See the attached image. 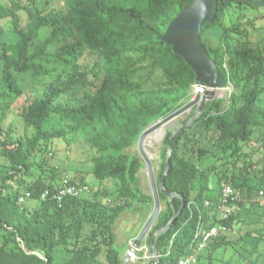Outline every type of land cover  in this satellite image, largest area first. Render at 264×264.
<instances>
[{"label": "trees", "instance_id": "1", "mask_svg": "<svg viewBox=\"0 0 264 264\" xmlns=\"http://www.w3.org/2000/svg\"><path fill=\"white\" fill-rule=\"evenodd\" d=\"M63 1L65 9L59 10L51 7V0L43 9L37 7V0H11L10 6L0 0V17L11 19L16 38L14 43L6 42L0 32V264H58L61 248L69 254L62 264H122L112 224L133 209L134 203L147 205L153 201L152 195L142 193L138 186V173L144 167L141 158L126 150L137 144L145 129L192 99L189 91L196 74L162 37L193 0ZM232 9L259 11L264 9V0H218L215 22L202 27L203 45L222 71L226 87L231 84L233 91L224 108L222 100L207 102L195 121L174 137L164 188L175 196L160 192L165 208L146 240L151 252L154 244L158 264H178L193 254L200 226L208 230L223 224L229 229L205 250L232 248L251 264L256 262L246 254L252 256L254 250L248 248L264 240V206L260 213L259 204L253 201L258 190L264 188V169L258 181L251 179L256 176L253 172L235 173L240 163L243 170L252 168L243 161L248 157L244 146L255 131L264 129V53H256L248 43L242 18L224 28L216 48L205 41V34L223 26L226 13ZM46 29L49 33L44 34ZM237 36L246 39L240 41ZM88 53L96 57L91 67L83 64ZM14 73L31 74L35 86L43 89L40 99L30 100L21 109L25 130H33L26 141L14 137L11 125L5 128L11 103L23 93ZM76 87L89 92L80 105L70 107L63 103L64 98ZM54 117H62L67 126L46 131V122ZM188 130L198 135L193 143L197 161L180 153ZM171 135L168 133L163 141L158 184L166 169ZM56 139L65 141L69 148L84 139L96 151L91 165L93 176L102 184L112 180L120 183L124 198L112 208L111 215L100 206L101 198L108 197L106 189L91 197V193L68 197L61 207L50 197L41 200L43 193L55 192L60 183L52 182L46 159L36 164L32 157ZM109 151L118 154L105 155ZM218 151L223 153L217 155ZM206 161V167H202L200 163ZM35 168L38 174H33ZM209 177L215 180V186L208 185ZM64 178L73 185L88 186L84 181ZM224 182L240 191L245 201L222 222L218 208ZM25 193L31 195L26 201L39 202L37 208L29 210L26 201L18 204ZM182 200L185 208L176 223L159 232L179 212ZM239 225L242 228L236 237L232 232ZM103 247L107 249L105 263L100 262ZM209 258V264H213L212 253ZM155 263L152 258L151 264Z\"/></svg>", "mask_w": 264, "mask_h": 264}, {"label": "rangeland", "instance_id": "2", "mask_svg": "<svg viewBox=\"0 0 264 264\" xmlns=\"http://www.w3.org/2000/svg\"><path fill=\"white\" fill-rule=\"evenodd\" d=\"M21 1L24 2V0ZM46 1L47 0H37V7L39 9H43L46 5ZM2 3L6 6H10L11 0H2ZM136 4L138 5V3ZM51 7L62 10L65 9V3L63 0H51ZM21 17L26 20L25 14L22 13ZM238 18H242L243 21H245L244 29L248 33L247 40L250 46L255 50L256 53H264V9H261L259 11H238L232 9L228 11L225 15L223 26L214 27L205 34V41L207 42V44L213 48H216L220 43L224 28L231 25L232 23H235ZM0 32L4 41L9 43H14L16 41V38L12 32L11 19H2L0 17ZM47 33H49L48 29L45 30L44 34ZM236 39L244 41V39L246 38H240V36H237ZM95 60L96 57L93 54L88 53L85 56L83 64L85 67H91L93 66ZM226 68L228 69L227 66ZM14 75L18 79L19 87L23 90V93L19 97V99L16 100V102L11 103L10 109L7 112L8 117L5 122V128L11 125L15 134L14 137H20L26 141V139L32 136L33 130L31 128L25 130L23 121L20 116L21 109L23 106H26L30 100L40 99L43 96V89L35 86L34 79L29 73L24 75L14 73ZM60 84H63V81H61ZM194 90L195 89L191 87L189 91V94L191 93L192 97ZM232 91L233 86L230 84L226 89L217 91L214 100H222L221 106L224 108L228 103V98ZM88 92L89 90L87 88L76 87L65 96L63 103L67 104L70 107L78 106L84 100ZM261 100L264 103V95L262 96ZM188 101L189 99L185 100L183 104H186ZM195 111L196 108H192L189 112H186L176 120L170 122V125H166L164 128L165 135L161 139H152L151 135L146 140L144 149L152 163L153 171L157 179L160 173V165L162 164L164 138L166 137V135H168V133H173L175 130L184 127L185 124L188 123L193 117ZM66 126V120H64L62 117H54L53 119H50L46 122L45 130L56 131ZM197 137L198 135L196 132H194V130H188L187 135L182 139L180 143V153L182 157H191L194 161H197L196 147L193 145ZM188 138H191V140L187 141ZM126 153L132 155L137 154L139 156L137 144L126 150ZM222 153V151H218L217 155H221ZM227 153H229V151ZM244 153L247 154L248 157H243V161L246 163V165H251L252 168H248V171L243 170V168H241L242 163H240V168H237L235 170V173L236 175H238L239 173H242L244 175L249 171L251 173L253 172L256 176H252L251 179L255 178V180L258 181L260 178L259 175H261V172L264 169V129L254 132L250 142L244 146ZM117 154V152L109 151L105 155ZM95 155L96 151H94L84 139H80L71 148L67 146L65 141L56 139L52 140L50 143L44 144V146H42V150L34 154V156L32 157V161L37 164L40 160L46 159L48 163L47 167L50 169L48 174L52 176V182L56 185L60 183L62 178H64L65 176H69L74 180L86 182L88 184V187L91 188L90 197L92 196V193L106 189L108 192V197L101 198L100 206L106 211L108 215H111L112 208L115 205L121 203L124 198V194H122V192L120 191L121 186L118 181L112 180L102 184L93 176L91 165L92 158ZM2 159L3 158L0 156V163L3 162ZM213 160L215 159H210L211 162H213ZM206 164L207 161L206 163H200L202 167H206ZM37 168L32 171L33 174H38ZM138 178V186L141 192L151 196V189L145 166L140 169ZM195 184L196 182H194L193 188L195 187ZM208 185L215 186V180L209 177ZM209 196L211 197L212 193H210ZM253 201L255 205L259 204L257 206V209H259L261 213V209H263L264 204L255 201V198L253 199ZM25 206L29 210H32L39 206V202L35 200H28L26 201ZM164 208L165 204L162 203V210ZM153 211V201L147 205L134 203L133 209L125 211L113 222L112 232L115 236L116 243L118 248L120 249L122 258L131 247V243L134 242V240L139 236V234L149 221L151 215L153 214ZM246 217L247 216L245 214L244 219H246ZM254 223L255 222H252V224ZM240 227L242 228V226L239 225L236 230L232 232V234L236 237L240 234ZM87 233L88 228H85L84 236H86ZM148 235L143 239L142 245L137 252V260L135 264H151L153 251L151 252L148 245L146 244ZM254 247L255 248L251 246L248 248L254 250V252L252 253V256L246 254L247 258L253 259L251 261H255L256 264H264V240ZM106 250L107 249L105 247L102 248V255L100 257V262L102 263H105ZM59 252L58 264H62L67 258H69V254L63 251L62 248L59 250ZM211 253L213 264H251L250 262H247L245 260L246 257L244 254L243 257L238 256L232 248H228L227 250H225L224 248H220L214 252H211V250H204L200 255V258H198L196 263L193 264H209V257Z\"/></svg>", "mask_w": 264, "mask_h": 264}, {"label": "water", "instance_id": "3", "mask_svg": "<svg viewBox=\"0 0 264 264\" xmlns=\"http://www.w3.org/2000/svg\"><path fill=\"white\" fill-rule=\"evenodd\" d=\"M217 12L218 0H193V4L190 7L185 8L170 23L164 36L162 37V41L171 45L173 47V51L180 55L194 70L196 74L194 86H200L204 90L202 94L196 92L194 98L190 99L188 103L145 129L137 140L139 157L143 161L149 179L151 195L154 203V211L139 236L133 242L136 249H140L143 239L148 235L162 211L160 192L168 197L175 196L173 193L166 191L164 188L173 156L174 137L181 130L187 128L195 121V119L203 112L207 102L214 101L217 91L226 89L224 75L217 64L211 59L201 39L203 25L206 23L213 24L216 20ZM192 108H196V111L190 121L184 127L175 130L171 135L166 169L161 181L158 184L153 171L152 163L144 149L145 142L153 133L165 127L186 112H189ZM182 201L183 205L179 212L174 215L170 223L159 232L171 229L176 223L185 208V202L184 200ZM152 249L156 260L155 264H158V256L156 254L154 244ZM125 261L126 258H124L122 264H124Z\"/></svg>", "mask_w": 264, "mask_h": 264}, {"label": "built area", "instance_id": "4", "mask_svg": "<svg viewBox=\"0 0 264 264\" xmlns=\"http://www.w3.org/2000/svg\"><path fill=\"white\" fill-rule=\"evenodd\" d=\"M197 90L199 93H203V88L198 87ZM90 194V188L88 186H76L70 183V179L64 178L61 180L59 186L55 189V192L51 193L46 191L41 195V200L45 201L49 197L55 201L60 207L62 206L64 200L68 197L72 198H81L88 196ZM29 193H25L19 199V205L22 206L24 202L30 198ZM245 199L243 198L240 191L234 189L232 185L224 182L222 184V194H221V203L219 205V219L224 222L227 221L234 211L236 205L243 203ZM255 201L264 204V188L259 189ZM206 207H209V202L205 203ZM229 229L223 225H216L212 228L206 230L204 227L200 226L195 234L192 250L193 254H190L187 258L181 260L178 264H193L196 263L198 255L201 254L210 243L214 241L220 234L228 232ZM139 249H136L132 244L130 249L126 252V261L124 264H135L137 260V252ZM155 259L154 255L152 256ZM124 260V259H123Z\"/></svg>", "mask_w": 264, "mask_h": 264}, {"label": "bare ground", "instance_id": "5", "mask_svg": "<svg viewBox=\"0 0 264 264\" xmlns=\"http://www.w3.org/2000/svg\"><path fill=\"white\" fill-rule=\"evenodd\" d=\"M198 87H200V86H194L193 88L194 89H197ZM202 88V87H201ZM227 88V87H226ZM196 92H198L197 90H194V93H193V97H192V99L194 98V96H195V93ZM170 125V124H169ZM165 127H163V128H161L160 130H158L157 132H155L154 134H152V139H156V140H158V139H161L162 137H164V135H165V129H164ZM150 141V140H149ZM153 142H155V141H153Z\"/></svg>", "mask_w": 264, "mask_h": 264}, {"label": "crops", "instance_id": "6", "mask_svg": "<svg viewBox=\"0 0 264 264\" xmlns=\"http://www.w3.org/2000/svg\"><path fill=\"white\" fill-rule=\"evenodd\" d=\"M234 208H235V207H234ZM134 241H135V240H134ZM132 244H133V242L131 243V245H132ZM131 245H130V246H131ZM141 245H142V244H141ZM129 249H130V248H129ZM125 256H126V253H125V255H124L123 258L121 257L122 261H123V259L125 258Z\"/></svg>", "mask_w": 264, "mask_h": 264}]
</instances>
